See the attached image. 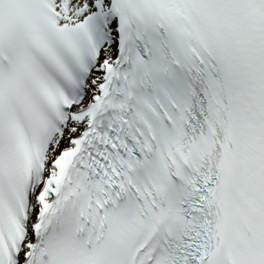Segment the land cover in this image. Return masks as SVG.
<instances>
[{"label":"snow or ice","instance_id":"snow-or-ice-1","mask_svg":"<svg viewBox=\"0 0 264 264\" xmlns=\"http://www.w3.org/2000/svg\"><path fill=\"white\" fill-rule=\"evenodd\" d=\"M0 264H264V0H0Z\"/></svg>","mask_w":264,"mask_h":264}]
</instances>
